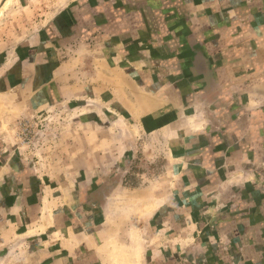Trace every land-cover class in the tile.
Segmentation results:
<instances>
[{"label":"crops","instance_id":"0c3cea01","mask_svg":"<svg viewBox=\"0 0 264 264\" xmlns=\"http://www.w3.org/2000/svg\"><path fill=\"white\" fill-rule=\"evenodd\" d=\"M35 1L0 0V264H264V0Z\"/></svg>","mask_w":264,"mask_h":264},{"label":"rangeland","instance_id":"374dc122","mask_svg":"<svg viewBox=\"0 0 264 264\" xmlns=\"http://www.w3.org/2000/svg\"><path fill=\"white\" fill-rule=\"evenodd\" d=\"M75 1V2H74ZM86 1V3H88V0H84ZM67 2L69 4V6H73L74 3H76V0H37L33 3V7L38 15L35 17H32V22H34V24H37L38 26H43L49 19H51L52 15H57L59 13H62L63 10H65L66 8H68L67 6ZM73 4V5H72ZM70 7V8H71ZM31 18L30 15H28L26 17L27 20H29ZM140 45V44H138ZM30 117V116H29ZM40 120V121H39ZM57 121H59V119H54V118H49L47 119L46 117H44V119L42 118H38V120H36L34 118V120H30V123L32 125V128L30 131L31 134H29L27 136V139L25 141L26 137H19V129L17 127V131H15L16 133V137L18 138V140L25 144L26 146H31L33 144V141H35L37 135L38 136H44L46 131L51 130V128L53 126L58 125ZM32 136V138H30L29 136ZM143 145H133V147L130 148L129 154L127 155V161H126V169H127V174L126 177L127 178V182H139V180L141 179L142 175H146V178L150 177L152 178L153 176V171H155V169L157 168V160H155V157H152L154 153L151 152L150 149L147 148V145L145 146V148L142 147ZM151 153L152 155H147V153ZM146 154V155H145Z\"/></svg>","mask_w":264,"mask_h":264},{"label":"built area","instance_id":"2783aa9c","mask_svg":"<svg viewBox=\"0 0 264 264\" xmlns=\"http://www.w3.org/2000/svg\"><path fill=\"white\" fill-rule=\"evenodd\" d=\"M31 128H32V125H31L30 121H28V120L21 121L19 123V126H18V129L20 131L19 137H23V136L26 137L25 138V141H26L27 136L29 134H31V132H33V131H30ZM29 137L32 138L31 135Z\"/></svg>","mask_w":264,"mask_h":264}]
</instances>
